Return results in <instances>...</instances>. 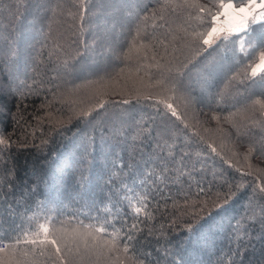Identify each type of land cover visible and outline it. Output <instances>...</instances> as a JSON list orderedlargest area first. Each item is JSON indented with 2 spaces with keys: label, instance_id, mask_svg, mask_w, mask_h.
<instances>
[{
  "label": "trees",
  "instance_id": "obj_1",
  "mask_svg": "<svg viewBox=\"0 0 264 264\" xmlns=\"http://www.w3.org/2000/svg\"><path fill=\"white\" fill-rule=\"evenodd\" d=\"M246 1L0 0V264H264Z\"/></svg>",
  "mask_w": 264,
  "mask_h": 264
},
{
  "label": "crops",
  "instance_id": "obj_2",
  "mask_svg": "<svg viewBox=\"0 0 264 264\" xmlns=\"http://www.w3.org/2000/svg\"><path fill=\"white\" fill-rule=\"evenodd\" d=\"M262 13H264V0H247L239 5L227 3L216 18L212 35L242 32L250 22L264 25V17L259 16ZM261 65L264 66V57Z\"/></svg>",
  "mask_w": 264,
  "mask_h": 264
},
{
  "label": "rangeland",
  "instance_id": "obj_3",
  "mask_svg": "<svg viewBox=\"0 0 264 264\" xmlns=\"http://www.w3.org/2000/svg\"><path fill=\"white\" fill-rule=\"evenodd\" d=\"M228 3H230V2H228ZM232 3V2H231ZM225 4H227V3H225ZM224 4V5H225ZM223 5V6H224ZM223 8V7H222ZM260 17H264V13H262L261 15H259ZM246 31V32H245ZM245 31L243 32V34H241V35H243V37L245 38H247V39H251V40H253L254 38H255V33H257V32H263L264 30L261 28V27H254V23L253 22H250L249 23V25L246 27V29H245ZM259 32V33H260ZM227 35H230V33H222V34H218V35H212V30H211V33H210V35L208 36L209 38L207 39V42H211V41H214V40H217V39H220V38H224V37H226ZM4 251V250H3Z\"/></svg>",
  "mask_w": 264,
  "mask_h": 264
},
{
  "label": "built area",
  "instance_id": "obj_4",
  "mask_svg": "<svg viewBox=\"0 0 264 264\" xmlns=\"http://www.w3.org/2000/svg\"><path fill=\"white\" fill-rule=\"evenodd\" d=\"M6 249V243L4 240H0V251H3Z\"/></svg>",
  "mask_w": 264,
  "mask_h": 264
}]
</instances>
